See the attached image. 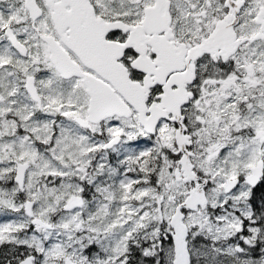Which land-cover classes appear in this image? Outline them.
Segmentation results:
<instances>
[{
	"label": "snow or ice",
	"instance_id": "1",
	"mask_svg": "<svg viewBox=\"0 0 264 264\" xmlns=\"http://www.w3.org/2000/svg\"><path fill=\"white\" fill-rule=\"evenodd\" d=\"M0 264H264V0H0Z\"/></svg>",
	"mask_w": 264,
	"mask_h": 264
}]
</instances>
